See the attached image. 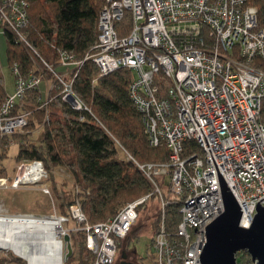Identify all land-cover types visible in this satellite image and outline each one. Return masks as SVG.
<instances>
[{"label": "built area", "instance_id": "built-area-1", "mask_svg": "<svg viewBox=\"0 0 264 264\" xmlns=\"http://www.w3.org/2000/svg\"><path fill=\"white\" fill-rule=\"evenodd\" d=\"M26 10L25 0H0V31L13 34L33 65L27 74L16 63L10 66L14 92L0 103V137L24 130L30 118L28 96L42 81L52 84L46 86L40 108L60 100L74 111L89 112L74 83L90 61L98 78L119 69L134 73L128 98L141 116L148 146L164 147L168 159L139 164L125 152L152 192L127 203L106 222L89 224L78 201L69 206L68 216L8 214L0 203V217L54 218L60 224L73 220L78 226L69 232L85 233L92 264H115L122 240L137 222L138 208L157 197L153 263L200 264L204 227L223 212L216 165L240 208L239 226L249 227L256 202L264 208V70L257 65L264 62V30L249 0H105L94 45L79 61L59 50L58 72L21 34ZM125 16L130 30L119 36L118 24ZM39 101L41 95L36 105ZM57 173L66 174L64 168ZM48 178L41 160H22L11 177L0 178V191L39 188L53 202ZM157 179H163L162 185ZM164 186L168 195L161 190ZM65 235L61 231L59 238ZM235 259L237 264H252L243 251Z\"/></svg>", "mask_w": 264, "mask_h": 264}, {"label": "trees", "instance_id": "trees-1", "mask_svg": "<svg viewBox=\"0 0 264 264\" xmlns=\"http://www.w3.org/2000/svg\"><path fill=\"white\" fill-rule=\"evenodd\" d=\"M25 1L27 21L21 28V34L40 58L51 64L56 72L62 69L58 63L59 50L71 53L76 61L82 60L97 39L98 15L105 0ZM249 5L257 8L258 24L264 30V0H249ZM129 30L130 21L125 16L118 24V34L123 36ZM2 33L9 65L16 63L21 73L27 74L33 65L25 48L16 43L9 30L4 29ZM257 65L264 70V62L258 61ZM133 79L134 73L127 69L98 78L96 67L90 61L85 62L78 72L74 89L89 112L74 111L60 100L58 104L51 102L41 108L43 101H39L27 109L30 118L24 130L9 137H0V178L9 177L3 161L8 159L11 147L15 146V163L33 159L43 162L58 214L68 216L69 206L78 201L91 225L106 222L127 203L152 192L138 168L126 159L125 152L139 164H161L167 161L168 150L148 146L141 116L128 98V87ZM166 85L163 82L161 87ZM32 94L36 100L40 90ZM6 96L0 78V103ZM26 106L30 107V104L27 102ZM80 116H83L82 121H79ZM37 130L38 140H34L32 133ZM60 168H64L70 177V191L63 190L65 183L62 184V192L57 189L54 172ZM162 180L157 179V183L162 185ZM158 217L157 214L152 222L154 231ZM138 228H132L127 239ZM70 240L73 255L67 263L92 264V259H84L83 256L85 252L90 254L85 247V233L70 234ZM76 249L78 258L75 257ZM0 264L26 262L9 255L0 256Z\"/></svg>", "mask_w": 264, "mask_h": 264}, {"label": "rangeland", "instance_id": "rangeland-1", "mask_svg": "<svg viewBox=\"0 0 264 264\" xmlns=\"http://www.w3.org/2000/svg\"><path fill=\"white\" fill-rule=\"evenodd\" d=\"M0 62L2 65V67L0 65V68H2L0 70V78L3 83V87L8 94H12L14 92L15 79L11 73L10 65L7 61L6 40H5V37L2 31H0ZM38 63H39L40 68L43 69V64L40 61H38ZM49 65L52 67L51 64ZM51 84L52 83L49 80L46 83L45 81H42L41 84L39 85L41 101H46V98H47L46 86H50ZM34 98L35 97L33 94L29 96L27 102L30 104V107L25 106L26 109H30L32 108V106H36V102ZM37 131L32 133V138L34 140L36 139L38 140L39 131L38 132ZM15 153H16V147L12 146L9 152L8 159L3 161L4 166L8 170L9 177L13 175L16 164H18V163H15L13 159V156L15 155ZM54 176H55V182L58 186L57 189L60 192H62L63 190L65 192L70 191L71 180H70V177L67 176V174H63V173L59 174L57 172H54ZM168 181L169 179L166 178V183H168ZM63 183H65L64 184L65 187L62 190ZM46 184L51 190V184L48 182H46ZM161 190L164 192L165 195H168L167 186L161 187ZM52 199H54V197ZM0 203L3 205L4 210L8 214L25 213V214H35L37 216L38 215L51 216V215L56 214L57 216H59L57 202L55 201V199L52 202L51 198L43 194L39 188H27V189H22L18 191L2 190L0 191ZM158 209H159V202H158L157 197L154 199L148 200L146 204L138 208V219L132 229V230H135L137 227H139L138 231H135L133 236H131L130 238L128 239L125 238L122 240L121 245L119 247V253L117 255L115 264L119 263V257H120V253L122 250H125L127 255L131 254L134 251L136 259L138 260V264H154L153 263L154 262L153 261V249L151 246V238L154 233V232L152 233V231H154L152 222L153 220L156 219V216L158 214ZM77 226L78 225L76 222H74L73 220H69L61 224L62 229H60V231H64L67 233V235L70 236V234L72 233L69 231ZM73 235H76V234L74 233ZM60 240L62 241L63 256H64L65 243L63 241V237H60ZM9 255L19 258L10 250L0 249V256H9ZM83 256H84V259H87V258L90 260L92 259L91 255L87 254L86 252L84 253ZM75 257L76 258L79 257L77 249L75 252ZM67 261L63 260V264H77L76 261L72 263H67Z\"/></svg>", "mask_w": 264, "mask_h": 264}, {"label": "water", "instance_id": "water-1", "mask_svg": "<svg viewBox=\"0 0 264 264\" xmlns=\"http://www.w3.org/2000/svg\"><path fill=\"white\" fill-rule=\"evenodd\" d=\"M223 202V212L204 227V243L198 259L200 264H237L235 254L245 252L252 264H264V208L256 202L252 221L248 228L239 226L241 211L215 165ZM262 200V199H260ZM259 200V201H260ZM64 261L73 253L70 236L63 237ZM118 264H137L127 261L122 250Z\"/></svg>", "mask_w": 264, "mask_h": 264}, {"label": "bare ground", "instance_id": "bare-ground-1", "mask_svg": "<svg viewBox=\"0 0 264 264\" xmlns=\"http://www.w3.org/2000/svg\"><path fill=\"white\" fill-rule=\"evenodd\" d=\"M61 224L54 218L12 221L0 217V249L12 251L26 264H62ZM60 231V232H59Z\"/></svg>", "mask_w": 264, "mask_h": 264}, {"label": "flooded vegetation", "instance_id": "flooded-vegetation-1", "mask_svg": "<svg viewBox=\"0 0 264 264\" xmlns=\"http://www.w3.org/2000/svg\"><path fill=\"white\" fill-rule=\"evenodd\" d=\"M127 261L131 262V263H137L138 264V260L136 259L134 251L131 254L127 255Z\"/></svg>", "mask_w": 264, "mask_h": 264}, {"label": "crops", "instance_id": "crops-1", "mask_svg": "<svg viewBox=\"0 0 264 264\" xmlns=\"http://www.w3.org/2000/svg\"><path fill=\"white\" fill-rule=\"evenodd\" d=\"M7 49V48H6ZM6 54H7V51H6ZM0 65H1V62H0ZM1 67H2V65H1ZM2 68H0V70H1ZM3 84V83H2ZM6 92V91H5ZM6 95H10V94H8L7 92H6Z\"/></svg>", "mask_w": 264, "mask_h": 264}]
</instances>
